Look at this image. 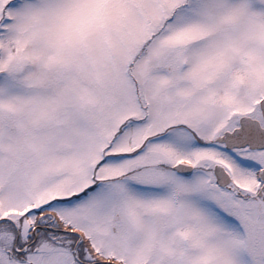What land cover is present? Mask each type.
I'll return each instance as SVG.
<instances>
[{
  "label": "snow or ice",
  "instance_id": "snow-or-ice-1",
  "mask_svg": "<svg viewBox=\"0 0 264 264\" xmlns=\"http://www.w3.org/2000/svg\"><path fill=\"white\" fill-rule=\"evenodd\" d=\"M0 264H264V0H0Z\"/></svg>",
  "mask_w": 264,
  "mask_h": 264
}]
</instances>
